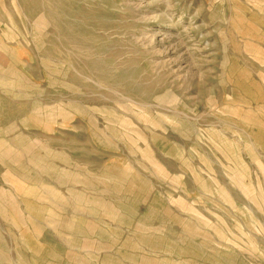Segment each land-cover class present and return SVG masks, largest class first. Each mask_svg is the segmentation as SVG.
Instances as JSON below:
<instances>
[{
    "label": "rangeland",
    "instance_id": "374dc122",
    "mask_svg": "<svg viewBox=\"0 0 264 264\" xmlns=\"http://www.w3.org/2000/svg\"><path fill=\"white\" fill-rule=\"evenodd\" d=\"M14 1L0 264H264V0ZM45 157L60 194L13 193Z\"/></svg>",
    "mask_w": 264,
    "mask_h": 264
},
{
    "label": "bare ground",
    "instance_id": "6f19581e",
    "mask_svg": "<svg viewBox=\"0 0 264 264\" xmlns=\"http://www.w3.org/2000/svg\"><path fill=\"white\" fill-rule=\"evenodd\" d=\"M16 1V0H15ZM14 1V3H15ZM4 34H6V30H3ZM69 108V112L61 111L62 115H67L70 113V110L73 109V111L78 112L79 110L75 105L67 106ZM57 110H60L57 108ZM44 148V147H43ZM50 160L51 157L55 156V152L49 151ZM39 156H42L41 154ZM22 171L18 172V175L15 179L9 180V183H12L13 186H15L13 193H21L24 192L28 195L32 196H40L42 195V190L49 191L50 194L53 195H59L60 193L57 190L58 185H55V180H57V177L55 175L58 174L61 177L65 176H72V171L68 169H64L58 173V170H56L53 166L52 162H49L48 157H45V161L43 164H39L37 166L33 165L32 167H20ZM80 171V169L78 170ZM52 175L53 177L49 180L46 176ZM75 176H81L79 172H75ZM55 177V180L53 178ZM71 193V191H70ZM98 207H102L101 205H98ZM97 209V208H96ZM18 212L23 213L24 215H27L29 217H39L43 216L42 213L39 212L37 208L30 204L24 205L22 208L21 206L17 209Z\"/></svg>",
    "mask_w": 264,
    "mask_h": 264
}]
</instances>
